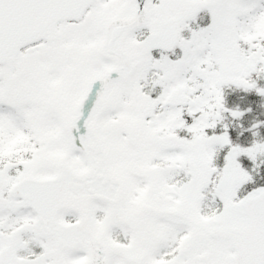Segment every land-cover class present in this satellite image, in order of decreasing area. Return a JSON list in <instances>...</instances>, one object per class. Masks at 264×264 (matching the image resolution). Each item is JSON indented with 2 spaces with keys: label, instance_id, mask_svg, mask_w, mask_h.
<instances>
[{
  "label": "snow or ice",
  "instance_id": "obj_1",
  "mask_svg": "<svg viewBox=\"0 0 264 264\" xmlns=\"http://www.w3.org/2000/svg\"><path fill=\"white\" fill-rule=\"evenodd\" d=\"M260 78L264 0H0V264H264Z\"/></svg>",
  "mask_w": 264,
  "mask_h": 264
},
{
  "label": "trees",
  "instance_id": "obj_2",
  "mask_svg": "<svg viewBox=\"0 0 264 264\" xmlns=\"http://www.w3.org/2000/svg\"><path fill=\"white\" fill-rule=\"evenodd\" d=\"M253 76L255 78V74H253ZM257 83L258 86L264 87L263 78L258 79ZM224 97L225 106L228 109L232 107L234 110H240L244 112V115L239 118L240 122L238 125L235 124L234 121L231 123V119L226 116L225 122L229 123L228 131L233 143H235L234 140H239L242 142V140H244L248 134H251L252 131L258 132L259 137L260 135H264V123H260L259 127L256 129H251V126L254 123L264 122V97L257 95L254 91L244 92L243 90L236 89L234 87H226L224 89ZM248 109H251V111H247ZM249 129H251V131H249ZM239 135H241V137ZM259 161L258 164H260ZM261 170H263V173H261V176L263 177L264 165L261 166ZM261 176L259 165L258 172L256 171V173L253 174V183L260 182L262 180L260 179Z\"/></svg>",
  "mask_w": 264,
  "mask_h": 264
},
{
  "label": "rangeland",
  "instance_id": "obj_3",
  "mask_svg": "<svg viewBox=\"0 0 264 264\" xmlns=\"http://www.w3.org/2000/svg\"><path fill=\"white\" fill-rule=\"evenodd\" d=\"M229 109L234 110L232 107H230ZM225 115L231 119V123L234 121L235 124H237V125L239 124V122H236L237 119H233L227 113ZM222 131H223V128L220 125H218L215 132L219 134ZM239 136L241 137V135H239ZM253 140H264V135H260V137L258 136V138H257V136L253 137V135L251 133V134H248L247 137H245V139L242 140V142H240L239 140H234V142H235L234 144H240L241 146H245L246 147V146H249L253 142ZM224 152H226V149L221 152V154L218 156L217 160L215 161L217 166H222L223 165V154H224ZM259 159L260 160H264V156L259 157L258 160L255 162L256 164H258ZM239 160L241 162L242 167H244L246 170L250 171L252 176H253V174L256 173V171L258 172V168L253 170L254 169V162L251 161L250 159H248L246 156H241L239 158ZM258 165H260V176H261V173H263V170H261V166L264 165V164L260 163ZM260 179H262L260 182H254V183L252 182L250 185H252V187L264 186V176L263 177L261 176ZM252 187H250V188H252Z\"/></svg>",
  "mask_w": 264,
  "mask_h": 264
},
{
  "label": "clouds",
  "instance_id": "obj_4",
  "mask_svg": "<svg viewBox=\"0 0 264 264\" xmlns=\"http://www.w3.org/2000/svg\"><path fill=\"white\" fill-rule=\"evenodd\" d=\"M244 83H248V81H244Z\"/></svg>",
  "mask_w": 264,
  "mask_h": 264
},
{
  "label": "flooded vegetation",
  "instance_id": "obj_5",
  "mask_svg": "<svg viewBox=\"0 0 264 264\" xmlns=\"http://www.w3.org/2000/svg\"><path fill=\"white\" fill-rule=\"evenodd\" d=\"M217 129V128H216ZM216 129L214 131H216Z\"/></svg>",
  "mask_w": 264,
  "mask_h": 264
}]
</instances>
